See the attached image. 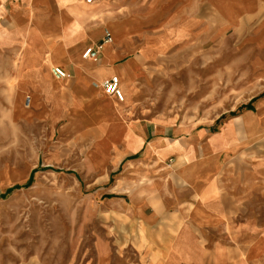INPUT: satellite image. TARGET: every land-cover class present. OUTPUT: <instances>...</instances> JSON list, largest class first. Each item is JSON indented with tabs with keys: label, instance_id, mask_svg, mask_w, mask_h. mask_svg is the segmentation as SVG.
Listing matches in <instances>:
<instances>
[{
	"label": "crops",
	"instance_id": "1",
	"mask_svg": "<svg viewBox=\"0 0 264 264\" xmlns=\"http://www.w3.org/2000/svg\"><path fill=\"white\" fill-rule=\"evenodd\" d=\"M226 6L0 0V23L16 27L0 25V43L25 42L16 97L29 108L22 111L66 137L83 131L104 137L94 145L105 151L94 161L105 175L101 214L107 240L111 233L119 241L111 246L134 248L130 264H264V93L202 123L150 119L140 101L147 57L224 34L232 26ZM213 20L218 25L210 31ZM259 71L264 75V66ZM114 75L123 101L103 87ZM107 245L104 252L95 245L99 255L108 254Z\"/></svg>",
	"mask_w": 264,
	"mask_h": 264
},
{
	"label": "rangeland",
	"instance_id": "2",
	"mask_svg": "<svg viewBox=\"0 0 264 264\" xmlns=\"http://www.w3.org/2000/svg\"><path fill=\"white\" fill-rule=\"evenodd\" d=\"M225 1L232 26L224 34L147 57L140 101L148 118L211 122L264 93V8L256 9L255 0ZM24 45L21 38L0 43V264H130L134 248L111 246L117 240L111 233L107 240L101 214L105 175L94 161L105 151L94 145L104 137L90 131L66 137L22 111L29 108L16 97ZM106 242L108 254L99 255L95 245L104 252Z\"/></svg>",
	"mask_w": 264,
	"mask_h": 264
},
{
	"label": "built area",
	"instance_id": "3",
	"mask_svg": "<svg viewBox=\"0 0 264 264\" xmlns=\"http://www.w3.org/2000/svg\"><path fill=\"white\" fill-rule=\"evenodd\" d=\"M87 2H92L93 0H86ZM91 52V48L87 49L85 52V56H88L89 53ZM54 72L61 77H67L68 74L66 71H64L60 67H55ZM103 87L105 91L109 94H112L117 97L118 100L123 101L124 100V93L122 89L120 88V80L117 75H114L103 82Z\"/></svg>",
	"mask_w": 264,
	"mask_h": 264
},
{
	"label": "trees",
	"instance_id": "4",
	"mask_svg": "<svg viewBox=\"0 0 264 264\" xmlns=\"http://www.w3.org/2000/svg\"><path fill=\"white\" fill-rule=\"evenodd\" d=\"M34 172H35V171L32 172V176H31V179L29 180V182L32 180L33 175H34ZM10 191H11V189H9L6 193H9Z\"/></svg>",
	"mask_w": 264,
	"mask_h": 264
},
{
	"label": "bare ground",
	"instance_id": "5",
	"mask_svg": "<svg viewBox=\"0 0 264 264\" xmlns=\"http://www.w3.org/2000/svg\"><path fill=\"white\" fill-rule=\"evenodd\" d=\"M124 91H125V89H124ZM124 94H125V92H123ZM124 98H125V95H124Z\"/></svg>",
	"mask_w": 264,
	"mask_h": 264
}]
</instances>
